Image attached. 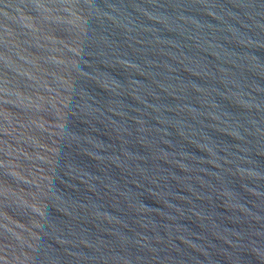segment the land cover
Listing matches in <instances>:
<instances>
[{"label": "water", "instance_id": "1", "mask_svg": "<svg viewBox=\"0 0 264 264\" xmlns=\"http://www.w3.org/2000/svg\"><path fill=\"white\" fill-rule=\"evenodd\" d=\"M0 264H264V0H0Z\"/></svg>", "mask_w": 264, "mask_h": 264}]
</instances>
